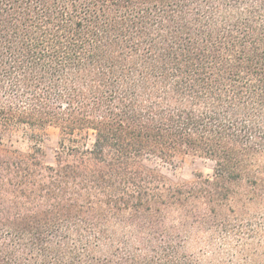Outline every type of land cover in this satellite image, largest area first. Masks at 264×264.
<instances>
[{
	"label": "trees",
	"instance_id": "trees-1",
	"mask_svg": "<svg viewBox=\"0 0 264 264\" xmlns=\"http://www.w3.org/2000/svg\"><path fill=\"white\" fill-rule=\"evenodd\" d=\"M0 264H264V0H0Z\"/></svg>",
	"mask_w": 264,
	"mask_h": 264
},
{
	"label": "rangeland",
	"instance_id": "rangeland-1",
	"mask_svg": "<svg viewBox=\"0 0 264 264\" xmlns=\"http://www.w3.org/2000/svg\"><path fill=\"white\" fill-rule=\"evenodd\" d=\"M39 134L42 138L41 147L44 150V160L47 164H54V152L59 138V131L54 126H47ZM91 140L92 136L89 137L88 143ZM9 141L12 147L20 150H25L28 144L22 131L13 133L11 138L8 139ZM144 163L158 170L172 183L192 181L195 178V173L200 172L205 175L211 174L213 170L211 160L190 153H177L169 162L157 157H148L144 160Z\"/></svg>",
	"mask_w": 264,
	"mask_h": 264
}]
</instances>
